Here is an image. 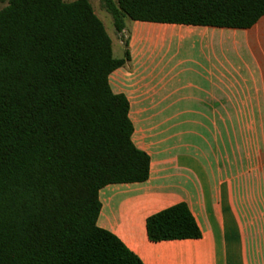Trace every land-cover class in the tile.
Instances as JSON below:
<instances>
[{
    "label": "trees",
    "instance_id": "obj_1",
    "mask_svg": "<svg viewBox=\"0 0 264 264\" xmlns=\"http://www.w3.org/2000/svg\"><path fill=\"white\" fill-rule=\"evenodd\" d=\"M125 21L247 29L264 0H100ZM129 60L88 0H9L0 9V264H143L97 226L99 191L143 183L129 104L108 78ZM150 242L196 240L185 203L145 221Z\"/></svg>",
    "mask_w": 264,
    "mask_h": 264
},
{
    "label": "crops",
    "instance_id": "obj_2",
    "mask_svg": "<svg viewBox=\"0 0 264 264\" xmlns=\"http://www.w3.org/2000/svg\"><path fill=\"white\" fill-rule=\"evenodd\" d=\"M158 36L172 58L141 47ZM126 42L108 82L149 178L102 188L97 226L143 264H264V15L247 29L133 22ZM179 203L201 238L150 242L146 219Z\"/></svg>",
    "mask_w": 264,
    "mask_h": 264
},
{
    "label": "rangeland",
    "instance_id": "obj_3",
    "mask_svg": "<svg viewBox=\"0 0 264 264\" xmlns=\"http://www.w3.org/2000/svg\"><path fill=\"white\" fill-rule=\"evenodd\" d=\"M9 0H0V9H2L3 7H5L8 4ZM66 2H72L75 0H65ZM93 8V11L95 13V15L98 17V19L102 22L106 33L108 34V36L110 37L111 41H112V55L114 59H122L124 57V53H125V42L127 41L128 35L131 32V27L133 26V22L130 20H126L125 21V25H126V30L128 31L129 34L126 33H121L118 34L115 32L114 26H113V21L112 18L110 16V14H108L105 10L104 7L101 3L100 0H88ZM158 45V48L155 50L154 46ZM141 47L145 50L146 48L152 50H155V52H152L151 54H153V58L156 59H169L172 58V40L168 39L164 36H158L156 38H154V40H151L150 38H147L145 40H143V42H141ZM147 51V50H145ZM149 52V51H147ZM193 131V129L191 130ZM195 131L198 134H203V130L200 128L194 129V133ZM195 134L192 133V135L189 136L190 139H192L191 141H195L194 139ZM199 140L197 139V143L199 144ZM214 147V146H213Z\"/></svg>",
    "mask_w": 264,
    "mask_h": 264
}]
</instances>
